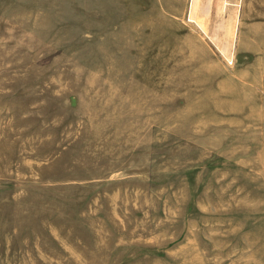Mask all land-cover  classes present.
Returning <instances> with one entry per match:
<instances>
[{
	"label": "rangeland",
	"instance_id": "rangeland-1",
	"mask_svg": "<svg viewBox=\"0 0 264 264\" xmlns=\"http://www.w3.org/2000/svg\"><path fill=\"white\" fill-rule=\"evenodd\" d=\"M0 264H264V0H0Z\"/></svg>",
	"mask_w": 264,
	"mask_h": 264
},
{
	"label": "bare ground",
	"instance_id": "bare-ground-1",
	"mask_svg": "<svg viewBox=\"0 0 264 264\" xmlns=\"http://www.w3.org/2000/svg\"><path fill=\"white\" fill-rule=\"evenodd\" d=\"M194 2H195V0H192V5L194 4ZM208 4V3H207ZM206 10V9H205ZM203 11V10H202ZM203 13V12H202ZM205 16V15H204ZM202 18H203V16H202ZM207 20V19H206ZM205 20V21H206ZM204 21V20H203ZM202 24V23H201ZM203 26V25H202ZM203 29V28H202ZM235 34V33H234ZM162 47V46H161ZM158 53V52H157ZM162 53V52H161ZM166 60V59H165ZM167 77V76H166ZM170 77V76H169ZM249 77V76H248ZM239 96V95H238ZM232 100V99H231ZM233 102V101H232ZM230 105V104H229ZM103 142V141H102ZM97 145V144H96ZM107 145V144H106ZM94 146H95V144H94ZM101 149V148H100ZM97 150V149H96ZM103 150V149H102ZM98 156L100 157V154H98ZM103 156H105V155H103ZM102 156V157H103ZM94 157V156H93ZM21 204V203H20ZM19 207V206H18ZM15 209H17V208H15ZM17 213V212H16ZM14 214V213H13ZM18 214H19V212H18ZM92 216V215H91ZM91 219H92V217H91ZM95 221V220H94ZM113 221V220H112ZM101 231V230H100ZM97 232V231H96ZM98 233V232H97ZM94 234V233H93ZM107 234H109V233H107ZM95 235V234H94ZM61 236V235H60ZM102 238V237H101ZM105 238V237H104ZM64 239V238H63ZM106 239H107V237H106ZM111 239H113V238H111ZM61 240H62V238H61ZM113 241V240H112ZM111 241V242H112ZM65 243V242H64ZM65 248H68L67 246L65 247ZM70 249H72L71 248V246H70ZM73 251H75V250H73ZM72 255V254H71ZM58 260V259H57ZM59 262V261H58Z\"/></svg>",
	"mask_w": 264,
	"mask_h": 264
}]
</instances>
